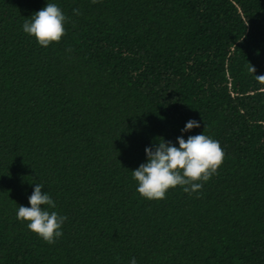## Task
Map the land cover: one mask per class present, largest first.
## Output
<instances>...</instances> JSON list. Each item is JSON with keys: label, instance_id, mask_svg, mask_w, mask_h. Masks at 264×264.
<instances>
[{"label": "trees", "instance_id": "trees-1", "mask_svg": "<svg viewBox=\"0 0 264 264\" xmlns=\"http://www.w3.org/2000/svg\"><path fill=\"white\" fill-rule=\"evenodd\" d=\"M47 3L66 34L43 47L22 26ZM251 65L264 76V0H0V264H264ZM200 134L218 173L141 196L145 149ZM36 184L67 217L54 244L17 219Z\"/></svg>", "mask_w": 264, "mask_h": 264}, {"label": "clouds", "instance_id": "clouds-1", "mask_svg": "<svg viewBox=\"0 0 264 264\" xmlns=\"http://www.w3.org/2000/svg\"><path fill=\"white\" fill-rule=\"evenodd\" d=\"M98 0H92L97 3ZM78 14L79 10H74ZM67 17L55 3H47L46 7L36 12L22 26L23 31L34 36L39 45L48 47L59 43L66 34ZM249 72L256 73L251 65ZM256 80L264 84V76L256 75ZM200 127L195 120L187 122L183 132ZM179 147L171 142L160 141L158 146L146 148L148 162L133 171V178L138 182L137 191L146 199L162 200L170 189L183 187L184 192L191 195L202 189L203 183L209 181L224 162L225 153L220 143L205 134L183 136L177 138ZM43 185L36 184L29 197L31 207L20 206L17 219L27 221L29 230L43 238L48 244H54L63 235L62 226L67 220L57 212L45 209L55 208L52 197L43 192ZM130 264H137L133 257Z\"/></svg>", "mask_w": 264, "mask_h": 264}]
</instances>
